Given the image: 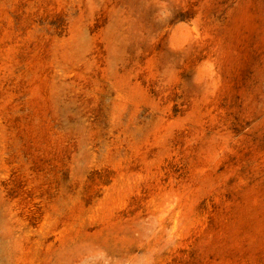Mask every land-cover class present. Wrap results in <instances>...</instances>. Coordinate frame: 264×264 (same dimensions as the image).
Returning <instances> with one entry per match:
<instances>
[{"label": "rangeland", "instance_id": "1", "mask_svg": "<svg viewBox=\"0 0 264 264\" xmlns=\"http://www.w3.org/2000/svg\"><path fill=\"white\" fill-rule=\"evenodd\" d=\"M0 264H264V0H0Z\"/></svg>", "mask_w": 264, "mask_h": 264}]
</instances>
